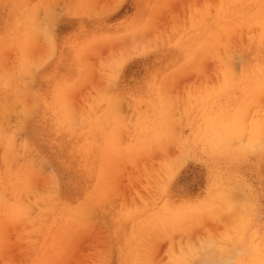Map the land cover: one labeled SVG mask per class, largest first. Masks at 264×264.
<instances>
[{
	"label": "rangeland",
	"instance_id": "1",
	"mask_svg": "<svg viewBox=\"0 0 264 264\" xmlns=\"http://www.w3.org/2000/svg\"><path fill=\"white\" fill-rule=\"evenodd\" d=\"M261 81L264 0H0V264H264Z\"/></svg>",
	"mask_w": 264,
	"mask_h": 264
},
{
	"label": "bare ground",
	"instance_id": "2",
	"mask_svg": "<svg viewBox=\"0 0 264 264\" xmlns=\"http://www.w3.org/2000/svg\"><path fill=\"white\" fill-rule=\"evenodd\" d=\"M246 4H247V3H246ZM248 4H249V2H248ZM242 6H243V5H242ZM247 6H248V5H246V7H247ZM239 7H240V6H239ZM246 7H245V8H246ZM241 9H243V8H241ZM244 11H246V9H245ZM240 13H241V12H240ZM245 14H246V13H245ZM241 15H243V14H241ZM247 16H248V15H247ZM248 18H249V17H248ZM166 28H167V27H165V24H164V25L162 26V32H160V37H163L164 35L167 34V32H166V30H165ZM160 30H161V27H160ZM167 30H168V29H167ZM162 35H163V36H162ZM154 36H155V37H158V36H159V33H158L157 31H155V32H154ZM147 38H148V37H147ZM249 62H250V60H249ZM245 67H246V65H245ZM257 71H258V70H257ZM249 72H250V71H249ZM248 76H249V75H248ZM253 76H254V75H253ZM242 77H243V76H242ZM250 77L252 78V76H249V78H250ZM245 79H246V78H245ZM247 80H248V79H247ZM259 80H260V79H259ZM249 81H251V80H249ZM261 82H262V81H261ZM263 82H264V81H263ZM263 82H262V83H263ZM248 83H250V82H248ZM254 83H255V82H253V84H254ZM259 83H260V82H259ZM248 85L251 86L250 84H248ZM240 86H241V85H240ZM240 86H239V87H240ZM234 87H235V86H234ZM241 88L243 89V86H242ZM241 88H240V89H241ZM248 89H251V88H248ZM248 89H247V90L245 89V90L248 92V91H249ZM251 90H252V89H251ZM233 91H235V90H233ZM240 91H242V90H240ZM241 93H242V92H241ZM243 93H244V92H243ZM248 93H250V91H249ZM243 95H244V94H243ZM27 97H28V96H27ZM27 97H26V98H27ZM30 98H32V97H30ZM33 99H34V98H33ZM28 102H29V101H28ZM25 103H26V102H25ZM29 103H30V102H29ZM229 103H230V102H229ZM229 105H230V104H229ZM238 105H239V104H238ZM27 106H29V105H27ZM151 108H152V107H151ZM144 109H145V108H144ZM224 112H225V111H224ZM136 113H137V112H136ZM135 115H136V114H135ZM142 116H143V115H142ZM248 116H249V115H248ZM107 118H108V117H107ZM165 124H166V123H165ZM188 126H189V125H188ZM190 126H191V125H190ZM260 141H261V140H260ZM255 143H256V142H255ZM260 143H261V142H260ZM246 146H247V145H246ZM107 178H108V177H107ZM148 181H149V180H148ZM238 186H240V185H238ZM240 187H241V186H240ZM2 198H4V197H2ZM232 251H233V250H232ZM232 253H233V252H232Z\"/></svg>",
	"mask_w": 264,
	"mask_h": 264
}]
</instances>
